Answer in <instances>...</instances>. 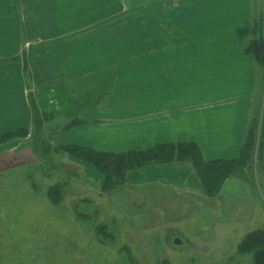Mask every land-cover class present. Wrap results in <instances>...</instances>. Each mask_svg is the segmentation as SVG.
Here are the masks:
<instances>
[{
	"label": "rangeland",
	"instance_id": "374dc122",
	"mask_svg": "<svg viewBox=\"0 0 264 264\" xmlns=\"http://www.w3.org/2000/svg\"><path fill=\"white\" fill-rule=\"evenodd\" d=\"M261 1L254 0L256 18L263 17ZM26 2L1 0L0 82L17 81L16 69L42 58L30 53L62 47L83 68L98 65L92 85L121 101L141 97V74L153 71L157 49L213 47L214 39L202 37L223 26L219 0H33L22 7ZM13 18L19 23L8 25ZM5 109L0 132L25 127L26 114L10 117ZM49 119L47 144L57 123ZM251 124L261 151L213 200L170 191L157 182L156 165L127 173L123 186L104 193L94 167L84 164L79 178L54 146L39 155L31 126L33 157H14L12 139L0 145V264H264V92ZM129 125L141 140L138 123Z\"/></svg>",
	"mask_w": 264,
	"mask_h": 264
},
{
	"label": "crops",
	"instance_id": "0c3cea01",
	"mask_svg": "<svg viewBox=\"0 0 264 264\" xmlns=\"http://www.w3.org/2000/svg\"><path fill=\"white\" fill-rule=\"evenodd\" d=\"M32 1L27 0V5L22 7H31L28 3ZM66 1L75 3V0ZM8 2L12 5L14 0ZM261 2L263 7L264 0ZM219 3L222 9L219 24L223 26L202 37L205 41L209 37L214 39L215 46L207 47V41L194 50L170 46L157 49L153 71L141 74L140 98L121 101L118 96H108V92L98 94L92 79L97 77L99 66L83 68L76 59H67V50L62 47L30 53L33 59L37 55L42 58L37 63L26 64V70L16 69L17 81L0 82V107H5V111L10 109V117H24V114L28 117L25 127H14L28 130L27 141L11 140L14 157H22L24 152L33 157L28 140L32 126L31 97L40 115L47 119V125L51 123L49 118L57 119L50 129L53 132L48 144L62 153L63 161L72 170H78L79 178L87 163L67 153V149L119 155L161 145H193L202 163L236 162L253 111L264 92V8L263 17L256 18L254 0H219ZM1 16L0 23H5ZM16 23L19 21L13 18L7 24ZM257 26L260 33L254 30ZM17 35L18 32L13 34L14 39ZM17 82L22 85L20 90ZM9 87L13 90H7ZM129 101L131 106H119ZM134 103H141V107L133 106ZM71 120L80 123L66 127ZM136 123L141 128V140L137 133L131 132L129 124ZM15 130H3L0 135ZM256 153L257 148L254 157ZM251 162L254 165V159ZM156 168L161 174L157 182L170 191L211 200L225 193V183L235 179L237 176L233 175L238 172L228 176L213 196L208 194L190 163L160 164ZM125 180L126 177L124 184Z\"/></svg>",
	"mask_w": 264,
	"mask_h": 264
},
{
	"label": "trees",
	"instance_id": "16d2710c",
	"mask_svg": "<svg viewBox=\"0 0 264 264\" xmlns=\"http://www.w3.org/2000/svg\"><path fill=\"white\" fill-rule=\"evenodd\" d=\"M29 106L31 109L33 128L31 141L35 151L42 156L43 153L45 154L49 150V145L42 138L43 122L46 121V118L40 115L31 97H29ZM79 123L78 120H71L66 124V127L75 126ZM27 133L28 130L25 128L4 133L0 135V145L10 139L15 140L17 137L24 138L27 136ZM256 140L255 129L250 123L239 159L236 162L209 164L200 161L199 154L193 145H161L143 152H130L119 155L98 154L88 150L73 149H67L66 152L94 167L102 175L103 184L101 190L104 193L111 192L123 186L127 173L144 166L168 163H190L194 167L197 176L208 194L213 195L219 191L224 180L235 172L236 169L246 166V162H251L256 148L259 152L262 144L259 142L257 145ZM49 197H51L54 203L59 201L57 191L50 192Z\"/></svg>",
	"mask_w": 264,
	"mask_h": 264
},
{
	"label": "water",
	"instance_id": "95a60500",
	"mask_svg": "<svg viewBox=\"0 0 264 264\" xmlns=\"http://www.w3.org/2000/svg\"><path fill=\"white\" fill-rule=\"evenodd\" d=\"M173 243H174L175 245H180V244H181V241L175 239V240L173 241Z\"/></svg>",
	"mask_w": 264,
	"mask_h": 264
}]
</instances>
